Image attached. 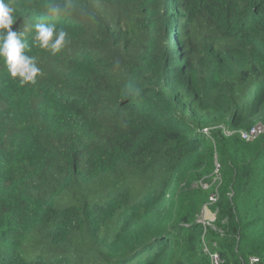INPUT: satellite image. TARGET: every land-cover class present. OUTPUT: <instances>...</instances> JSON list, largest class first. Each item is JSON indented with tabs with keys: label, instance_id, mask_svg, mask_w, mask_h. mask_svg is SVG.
Returning a JSON list of instances; mask_svg holds the SVG:
<instances>
[{
	"label": "trees",
	"instance_id": "trees-1",
	"mask_svg": "<svg viewBox=\"0 0 264 264\" xmlns=\"http://www.w3.org/2000/svg\"><path fill=\"white\" fill-rule=\"evenodd\" d=\"M6 2L43 74L0 58V264H264V0Z\"/></svg>",
	"mask_w": 264,
	"mask_h": 264
},
{
	"label": "clouds",
	"instance_id": "clouds-1",
	"mask_svg": "<svg viewBox=\"0 0 264 264\" xmlns=\"http://www.w3.org/2000/svg\"><path fill=\"white\" fill-rule=\"evenodd\" d=\"M14 13L15 9L10 2L0 0V58L11 77L19 78L21 83L35 84L37 77L43 73L37 66L36 58L26 52L30 46L25 33L12 28L17 19ZM34 29V46L50 50L52 55H56L64 47L68 33L63 27L57 28L55 23L40 22L34 25Z\"/></svg>",
	"mask_w": 264,
	"mask_h": 264
},
{
	"label": "built area",
	"instance_id": "built-area-1",
	"mask_svg": "<svg viewBox=\"0 0 264 264\" xmlns=\"http://www.w3.org/2000/svg\"><path fill=\"white\" fill-rule=\"evenodd\" d=\"M206 132H208V130H206ZM263 134H264V125H262V124L256 125L249 132H242L241 133L242 139L246 142H253ZM203 187H204V189H206L208 186L204 185ZM218 198H219L218 193L212 195L210 197V203L208 205H214L217 202ZM208 205H206L205 208L203 209L204 212L207 209ZM211 222H207V223L201 222V223L204 226H208L211 224ZM204 245H205V252L208 254L210 261H211V264H225V261L220 257V255L217 252H211L209 250V246L206 242L204 243ZM250 264H261V259L258 257H252L250 259Z\"/></svg>",
	"mask_w": 264,
	"mask_h": 264
},
{
	"label": "rangeland",
	"instance_id": "rangeland-1",
	"mask_svg": "<svg viewBox=\"0 0 264 264\" xmlns=\"http://www.w3.org/2000/svg\"><path fill=\"white\" fill-rule=\"evenodd\" d=\"M215 178L217 179L218 178V173L216 172V176H215ZM215 179V180H216ZM206 189H208V187L206 188ZM213 207H214V205H208L207 206V209L205 210V212H204V210H203V212H202V214L200 215V217H199V220H200V222H202V223H207V222H211V223H213L214 221H215V216H216V214L214 213V211H213ZM214 220V221H213ZM214 224V223H213ZM213 229H214V226L212 227ZM207 243V242H206Z\"/></svg>",
	"mask_w": 264,
	"mask_h": 264
}]
</instances>
